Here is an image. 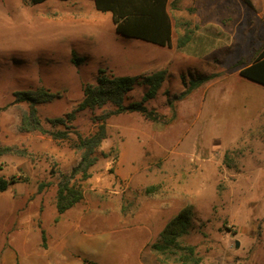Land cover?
<instances>
[{"label": "rangeland", "instance_id": "374dc122", "mask_svg": "<svg viewBox=\"0 0 264 264\" xmlns=\"http://www.w3.org/2000/svg\"><path fill=\"white\" fill-rule=\"evenodd\" d=\"M252 1L226 0L220 24L192 22V10L183 8L190 22L177 21L172 46L161 47L118 33L110 12L92 0H0V106L7 105L0 143L23 151L0 156L1 175L23 178L0 192V264H164L151 244L188 204L194 217L182 241L196 246L200 264H264V85L240 75L264 47V0ZM171 12L178 20L174 6ZM181 28L192 30L185 47L178 45ZM99 68L117 75L166 69L159 92L145 102L162 118H108L84 198L58 214L57 184L80 160L75 134L57 140L21 131L28 103H14V92H54L38 105L52 128L47 119L70 112ZM206 74L213 77L174 100L185 82ZM145 90L137 85L125 103L140 101ZM101 112L79 113L75 128L89 133Z\"/></svg>", "mask_w": 264, "mask_h": 264}, {"label": "trees", "instance_id": "16d2710c", "mask_svg": "<svg viewBox=\"0 0 264 264\" xmlns=\"http://www.w3.org/2000/svg\"><path fill=\"white\" fill-rule=\"evenodd\" d=\"M33 4L47 0H29ZM98 10L109 11L116 31L127 37L148 41L160 46H171L173 21L168 8V0H93ZM254 7L252 0H244ZM184 24V23H183ZM181 24V25H183ZM192 38V30L186 28L179 35L178 45L186 46ZM79 63L78 58H74ZM240 75L264 85V47L251 62L243 65ZM167 70L160 69L148 74L117 75L105 68H99L95 83L84 85L82 100L64 116L49 117L48 128L42 121L38 105L52 101L56 94L41 86L37 89L17 90L14 92V103L25 101L28 108L21 113L20 130L23 132L38 131L48 134L54 139H70L75 134L72 147L80 153V160L68 174H64L57 184L56 208L58 214L66 212L84 198L83 183L92 173L90 169L99 159L98 151L103 140L108 135L107 119L123 112H140L153 121H159L162 115L154 108H149L145 102L154 98L167 78ZM213 77V74L202 75L185 82V89L175 95L174 100L186 97L193 89ZM137 85H144L146 90L140 101L125 103L127 94ZM174 100H169L174 105ZM6 106H0V111ZM101 109L102 112L92 116L93 130L87 134L75 128L73 122L78 114L90 110ZM64 127V128H59ZM6 153H23L15 145L0 143V156ZM0 170L2 167L0 165ZM23 181L17 175L5 177L0 174V192L6 191L12 184ZM44 184H41L42 187ZM194 217V205L184 206L172 217L161 231L158 239L151 244L152 250L160 257V261L169 264H200L202 257L196 251V246L184 244L182 237L189 233ZM43 245L46 246V232L42 229Z\"/></svg>", "mask_w": 264, "mask_h": 264}, {"label": "crops", "instance_id": "0c3cea01", "mask_svg": "<svg viewBox=\"0 0 264 264\" xmlns=\"http://www.w3.org/2000/svg\"><path fill=\"white\" fill-rule=\"evenodd\" d=\"M93 3H94V1H93ZM172 6L175 7V17L178 20H175L173 15H172V12H171ZM188 7H189V9L192 10L191 11L192 12L191 13L192 19H190V20H192V22L194 21L196 23L200 22V23H204V24H213V23L220 24L226 18V0H168V8H169L170 14L172 16V21H173L172 43H173V39H174V31L177 30V28H178V27H176V22L178 21L179 24L190 22V20L189 21L185 20L183 18L182 14H179V11L183 10V8H188ZM103 12H109V11H103ZM110 14H111V12H110ZM111 17H112V15H111ZM113 24H114V22H113ZM114 26H115V24H114ZM206 27H207V25H206ZM115 30H116V28H115ZM181 32H183L182 28H181ZM155 45H157V44H155ZM158 46H160V45H158ZM171 46H172V44H171ZM171 46H168V47H171ZM161 47H165V46H161ZM183 47H185V46H183ZM73 207H71V208H73ZM61 242H63L64 245L67 244L65 240L64 241L62 240ZM56 257H59V256H56ZM64 263L65 264H82V262L79 260H69V261H65Z\"/></svg>", "mask_w": 264, "mask_h": 264}, {"label": "water", "instance_id": "95a60500", "mask_svg": "<svg viewBox=\"0 0 264 264\" xmlns=\"http://www.w3.org/2000/svg\"><path fill=\"white\" fill-rule=\"evenodd\" d=\"M237 245H238V243H237Z\"/></svg>", "mask_w": 264, "mask_h": 264}]
</instances>
